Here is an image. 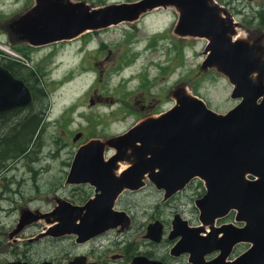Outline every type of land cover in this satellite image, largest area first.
I'll return each instance as SVG.
<instances>
[{
	"label": "water",
	"instance_id": "1",
	"mask_svg": "<svg viewBox=\"0 0 264 264\" xmlns=\"http://www.w3.org/2000/svg\"><path fill=\"white\" fill-rule=\"evenodd\" d=\"M61 2L38 0L36 13L18 22L24 37L34 44L70 38L86 29L135 19L147 9L176 5L181 13L178 33L211 38L207 48L211 54L205 66L216 65L234 84L232 97L240 98L241 102L226 114L218 113L202 98L178 91L177 103L166 113L150 117L128 133L109 140L119 149V154L109 163L102 159L101 140L80 147L68 181L92 182L103 193L89 203L81 225L73 222L72 213H81L86 208L62 206L60 211L69 210L67 216H62L65 224L52 228L51 233L72 230L83 233L87 229L117 225L122 215L112 210L116 194L125 187H140L141 177L148 172L157 186L166 191V197L184 188L191 179L201 177L206 193L197 203L203 224L212 225L217 217H224L232 210L244 224L212 226L206 237L200 235L203 227H187L183 231V245L192 250L197 264H264V51L261 47L233 41L230 33L235 31L218 18L216 8L207 0H141L94 11H89L83 3ZM0 83V114L34 102L25 82L2 67ZM80 137L78 133L74 139ZM129 153L135 157L133 166L116 178L115 163L125 160ZM104 217L109 221H101ZM149 235L160 240L161 223L150 225ZM241 242L251 243V247L228 259L234 245ZM216 249L221 254L205 262V253ZM141 264L160 263L141 260Z\"/></svg>",
	"mask_w": 264,
	"mask_h": 264
},
{
	"label": "rangeland",
	"instance_id": "2",
	"mask_svg": "<svg viewBox=\"0 0 264 264\" xmlns=\"http://www.w3.org/2000/svg\"><path fill=\"white\" fill-rule=\"evenodd\" d=\"M73 1L102 6L135 0ZM237 5L240 10L245 7L246 14L240 16L239 21L249 20L254 15L257 21L256 24L248 22L240 25L236 38L256 45L248 28L264 31V26L259 25L264 15V0H239ZM157 8L142 13L138 21L103 27L72 38L74 40L47 42L28 49L14 46L20 56L12 53L10 56L26 67L24 78L35 94V101L15 117L11 116L0 129V175L7 172L9 175L8 180L3 178L0 182L1 188L7 190L12 186L9 182L14 184L25 179L23 192L31 197L30 203H35L37 208L44 201L50 203L45 206L47 211L57 202L55 192H58V198L63 196L68 201L80 203L92 193L91 189L84 187L75 191L66 183L65 174L69 163L84 144L97 138L108 142L129 130L146 114L156 116L168 111L177 103L175 93L178 91L199 96L219 113H225L239 103L232 97L234 85L229 78L216 65H204L206 39L178 33L176 26L180 10L177 6ZM7 12L10 13L5 17L12 14L11 8ZM142 104L147 105L145 111ZM33 116L38 117L39 125L32 133L27 134V129L22 134L23 125ZM78 132H82V137L74 141ZM16 135L20 138L14 144L11 140ZM17 160L19 163L9 172L8 169ZM125 163L128 165L131 161ZM125 163L120 164L121 168ZM35 168L39 169L38 174ZM45 170L47 172L43 173ZM57 176H60L59 182ZM55 185L58 190L54 192ZM17 189L11 187L10 192H17ZM10 192L1 197V203H5ZM52 192L55 194L50 195ZM185 192L172 202L188 203L190 216L196 221V212L192 211V207L195 199L205 192V186L197 181ZM161 197V192L151 184L140 193H126L120 207L138 214L135 234L147 232L148 221L156 212L161 218L166 216V210L157 211L164 208ZM20 201L12 200L7 208H18ZM3 214L8 216L5 212ZM16 215L17 209L9 220L0 214V226L3 228L0 231V247L6 248L0 252L1 264L27 257H31L27 259L32 261L58 258L60 252H64L63 256L72 252L64 248L65 244L74 245L67 238H49L35 248H32L33 244L8 245L6 230ZM234 215L235 212L228 220L234 221ZM41 217L42 223L38 221L33 225L43 224L44 227L48 225L44 223L47 219L53 220L57 216ZM248 247L247 243L240 244L235 254ZM166 250L164 245L159 252L166 253Z\"/></svg>",
	"mask_w": 264,
	"mask_h": 264
},
{
	"label": "flooded vegetation",
	"instance_id": "3",
	"mask_svg": "<svg viewBox=\"0 0 264 264\" xmlns=\"http://www.w3.org/2000/svg\"><path fill=\"white\" fill-rule=\"evenodd\" d=\"M239 0H207V3L216 8V12L218 14V18L223 20V23L226 26H231L235 31L233 35L237 33V30L240 25L246 24L248 22L252 24H256L257 16L254 15L250 17L249 20L239 21V17L242 15H246L245 7L241 10L237 5ZM94 7V6H93ZM11 8V15L5 17V15L9 14L7 10ZM39 5L36 0H0V67L5 70H8L12 73V75L20 80H23L28 87H30L28 80L24 78L25 66L21 63V61L13 60L12 57L5 52L2 48L4 45H9L7 48H13L14 46L19 45V49L27 48L32 44L29 42L27 38L24 37L23 33L20 30L18 22L23 18H30L33 16L38 10ZM255 8V7H253ZM156 9V8H154ZM153 9V10H154ZM159 9V8H158ZM264 11V10H263ZM260 12V11H257ZM138 19V18H137ZM260 24L264 26V15H262V20L259 21ZM248 30L253 34V42L256 43L261 49L264 51V31L258 32L257 29L252 30V28H248ZM259 33V34H258ZM190 36V35H187ZM198 38L206 39L207 43L204 49L205 59L209 58L211 54V50H207V46L209 44V38L207 36H200ZM240 40L233 37V40ZM248 42V41H247ZM39 46V45H38ZM37 47V46H36ZM2 86V83H0ZM31 89V87H30ZM32 90V89H31ZM2 91V90H0ZM31 106V105H30ZM17 107L7 112L0 114V129H2L7 122V120L15 115H18L20 112L24 111L26 108L30 107ZM155 107V106H154ZM147 105L142 104V110H146ZM37 117V116H35ZM150 117L149 114H146L142 117L137 123L144 121ZM38 118V117H37ZM30 122V118L27 120ZM23 125L22 134L26 131V133H30V125L29 123ZM136 123V124H137ZM133 127V126H132ZM132 127L126 132L130 131ZM124 132V133H126ZM20 138L19 135H16L11 141L15 144L17 139ZM79 140V139H78ZM75 141V140H74ZM4 142H7L5 140ZM23 151V149H22ZM117 148L115 144H105L104 145V153L102 159L105 163H109L116 156ZM77 154V153H76ZM76 154L73 160L69 163V170L66 171L65 181L68 185H70L75 191H79L77 189H82L84 187L90 188L92 193L86 196V199L83 201H79L80 203H75L64 199L63 196L57 197L55 192L58 190L56 185L54 186V192L50 195L55 194V199L57 202L53 204L51 210H46V205L50 203H46L45 201L42 203L40 207H36V204L30 203L31 197H28L23 192V181L18 183H11L12 186H9L7 190L0 187V213L2 217L6 220H9L14 216L17 209V215L12 224H10L9 228L6 230L7 238L6 243L8 245H12L13 243H18L20 245H32V248L37 247L43 241L48 240L49 238H56L55 240L60 239H70L73 244H65L64 248L70 249L72 252H69L68 255L63 256L64 252H60V256L57 258H44L40 261H32L31 257H27L26 259H16L10 261L8 264L19 263V264H141V260H150L156 261L160 264H197V260L194 258L192 254V250L188 248V245H183V231L188 228H198L203 227L200 235L202 237L209 236L212 231V226L215 228H220L226 224L235 223V219L228 220L229 217L232 216L234 211H230L224 217H217L212 225L203 224L200 219V209L197 201L202 198L205 194H201L195 199V203L192 207V211L196 212V221L190 216L191 209L188 208V203H173L172 200L180 197V195L186 193L192 185H194L197 181H201L199 177L193 178L190 180L187 185L180 189L179 191L173 193L171 196L166 197V191L164 189H160L157 184L150 178L149 172L141 177L142 185L138 188H122L117 194L115 199L113 200L112 210L122 215L121 221L117 225H112L107 228L96 230L95 228L92 230L87 229V232L80 233L78 231H66L64 233H51V229L54 227H61L64 223L62 216H67L69 210L65 209V211H60L61 207L65 204L71 205V207H84L81 213L75 211L72 213L75 219H72L76 225H81L83 223L84 217L88 214V205L91 201H95L99 198V196L103 193L102 189L98 187L97 184L92 182H69V174L71 172V168L73 166L74 160L76 158ZM133 155L128 154L125 160H118L115 163L116 168H114L113 173L116 178H121L124 172L133 166ZM127 161H131V163L127 165ZM16 163H19L17 160L8 171H12L16 166ZM121 163H125L122 165ZM36 166V165H35ZM46 169V166H45ZM29 172L32 170H28ZM158 171V170H157ZM36 174L39 173V169L35 168ZM41 172V171H40ZM47 172L45 171H42ZM42 173V174H43ZM44 175V174H43ZM54 175V174H52ZM8 172L6 175H0V182H2L3 178L8 180ZM50 176V174H48ZM36 177V176H35ZM39 177V176H38ZM42 177V175H41ZM58 177V182L60 176ZM51 182V177H50ZM52 183V182H51ZM203 183V182H202ZM151 184L154 186L157 191L161 192V203L164 205V208H158L159 210H166V216L161 218L157 216V212L152 218L148 221L146 226V233L143 234H135V227L138 220V214L128 212L124 206L122 205V201L127 194H136L145 190L146 186ZM52 185V184H51ZM11 187L18 188L17 192H10ZM36 189H38L35 186ZM111 188V185L108 186ZM83 191V190H81ZM10 192V196L7 198L5 203H1L2 196ZM111 192V191H110ZM49 197V196H48ZM50 198V197H49ZM17 199H21L20 206L18 208H13L9 210L7 206L10 202L17 201ZM36 199V198H33ZM38 200L40 198H37ZM36 199V200H37ZM32 200V199H31ZM54 201V199H53ZM51 202V204L53 203ZM49 202V201H48ZM105 203V202H104ZM107 204V203H105ZM108 205V204H107ZM8 210V212H7ZM59 210V211H58ZM6 213L8 216H4L3 213ZM57 215V218H53V220L47 219V222L43 224L33 225L34 223L40 221L42 223V215L44 218L51 217L53 215ZM40 217V218H39ZM101 221H109L108 218L104 217ZM156 222L161 223L162 225V235L160 240H155L149 235V227ZM33 225V226H32ZM208 226V228L206 227ZM2 226H0V231L2 230ZM86 230V229H85ZM53 240V239H52ZM143 243V244H142ZM242 243H238L234 245L233 250L228 259H234L239 254H235L236 250L239 248V245ZM166 245L167 250L166 253H160L159 249ZM250 246V245H249ZM6 248L0 247V252ZM245 251V250H244ZM74 252V253H73ZM73 253V254H72ZM242 253V252H241ZM221 254L220 249L207 251L204 255L205 262H211L215 258H217ZM70 255V256H69ZM69 256V257H68ZM1 264V262H0Z\"/></svg>",
	"mask_w": 264,
	"mask_h": 264
},
{
	"label": "bare ground",
	"instance_id": "4",
	"mask_svg": "<svg viewBox=\"0 0 264 264\" xmlns=\"http://www.w3.org/2000/svg\"><path fill=\"white\" fill-rule=\"evenodd\" d=\"M154 10H158V8H156V9H154ZM150 11H152L151 9H147V10H144V11H141L140 12V14H139V16L138 17H136L135 19H132V20H130V21H138V19L137 18H139L140 17V15L142 14V13H148V12H150ZM126 21H128V20H126ZM104 27V26H103ZM103 27H101V28H103ZM100 28V27H99ZM100 28V29H101ZM93 29H86V30H84L83 32H81V33H79V34H77V35H75V37L73 36V38L74 39H76V38H78V37H80V36H82L83 34H85V33H88V32H90V31H92ZM70 39H72L71 37L70 38H67V39H63V40H59V41H51V42H61V41H69ZM74 39H72V40H74ZM254 75H256V74H254ZM254 78V77H253ZM105 103V102H104ZM108 103V102H107ZM55 216H57L56 214H55ZM57 218V217H56ZM207 228H208V226H206ZM251 247V246H250ZM249 247V248H250ZM247 250V249H246ZM244 252V251H243ZM241 254V253H240ZM239 254V255H240ZM238 255V256H239ZM232 260V259H231Z\"/></svg>",
	"mask_w": 264,
	"mask_h": 264
},
{
	"label": "trees",
	"instance_id": "5",
	"mask_svg": "<svg viewBox=\"0 0 264 264\" xmlns=\"http://www.w3.org/2000/svg\"><path fill=\"white\" fill-rule=\"evenodd\" d=\"M30 120H31L30 131L32 133L35 130V127L39 125V121L36 123V121L33 117Z\"/></svg>",
	"mask_w": 264,
	"mask_h": 264
}]
</instances>
